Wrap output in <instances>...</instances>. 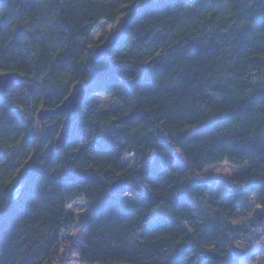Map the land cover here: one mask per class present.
Here are the masks:
<instances>
[{
	"label": "trees",
	"instance_id": "trees-1",
	"mask_svg": "<svg viewBox=\"0 0 264 264\" xmlns=\"http://www.w3.org/2000/svg\"><path fill=\"white\" fill-rule=\"evenodd\" d=\"M0 12V73L22 76L0 95V264H61L79 198L82 264L262 257L221 216L250 195L264 209V0H4ZM100 21L122 36L94 58ZM74 82L87 94L57 151L64 115L35 114ZM97 94L116 103L107 115L87 101ZM222 162L248 168L201 174Z\"/></svg>",
	"mask_w": 264,
	"mask_h": 264
},
{
	"label": "rangeland",
	"instance_id": "rangeland-1",
	"mask_svg": "<svg viewBox=\"0 0 264 264\" xmlns=\"http://www.w3.org/2000/svg\"><path fill=\"white\" fill-rule=\"evenodd\" d=\"M118 29L117 24H107L106 22L100 21L98 26L94 30L92 35V42L99 43L105 36ZM264 79V78H263ZM87 101L93 105L97 112L102 115H107L109 110L116 107L115 101H113L111 96L103 95H90L87 97ZM248 168V165H231L227 162H222L221 164L214 165L212 167L204 168L201 172L203 175L208 176H218L225 177L228 179L234 178L235 175H238L241 171H244ZM254 195H250V204L247 210L236 212L233 215H223L221 219L230 220L233 225H239L249 234L248 240H250L252 252H256L259 256H264V209L259 206H254ZM88 211V206L82 198L77 199L75 202L68 204L66 207L67 215L72 216L76 221V227L73 228L69 233L66 234L67 237V246L66 252L63 255L61 264H82L79 259V253L81 250L82 242L84 239V231L80 230L77 224L82 218L85 217ZM165 211L159 210L158 213H164ZM240 249L246 251L247 255L250 252L243 245H237ZM245 253V255H246ZM244 256L239 257L240 261L243 262ZM264 259V258H263Z\"/></svg>",
	"mask_w": 264,
	"mask_h": 264
},
{
	"label": "water",
	"instance_id": "water-1",
	"mask_svg": "<svg viewBox=\"0 0 264 264\" xmlns=\"http://www.w3.org/2000/svg\"><path fill=\"white\" fill-rule=\"evenodd\" d=\"M4 0H0V4H2ZM121 30L116 29L110 33H108L105 38L95 45V49L93 51L94 58H99L103 56L107 49H111L117 43V41L121 38ZM22 81V76L19 73L15 72H7L0 73V95L6 93L8 88L12 85L18 84ZM69 93L64 97L61 103L53 109H45L42 108L38 110L35 114L37 121H42L43 119L49 118L56 114H63L64 118L60 124V128L55 136L54 141V149L57 151L63 149L66 135L71 128V124L76 120L77 112L79 110L81 102L85 99L87 91L82 82H74V84L70 87ZM159 137L162 138V134L159 130H156ZM175 157L178 161H182V157L180 154L174 153ZM123 181L121 179H117L112 182L109 186V191L112 193H119L122 191ZM230 251L233 255L238 258L245 255L246 251L240 249L239 247H231ZM201 258H210L213 260L220 259V256L217 253H214L210 250L205 249L201 252Z\"/></svg>",
	"mask_w": 264,
	"mask_h": 264
},
{
	"label": "clouds",
	"instance_id": "clouds-1",
	"mask_svg": "<svg viewBox=\"0 0 264 264\" xmlns=\"http://www.w3.org/2000/svg\"><path fill=\"white\" fill-rule=\"evenodd\" d=\"M0 15H3V13L0 12ZM176 150L179 151V149H176ZM17 154H18V153H17ZM17 191H18V190L14 191L13 194H14V195L17 194ZM262 258H264V256L257 258L255 261H253V264H259V260L262 259Z\"/></svg>",
	"mask_w": 264,
	"mask_h": 264
}]
</instances>
